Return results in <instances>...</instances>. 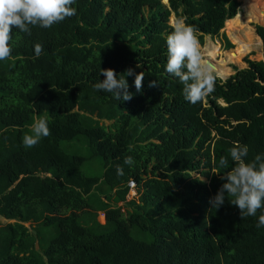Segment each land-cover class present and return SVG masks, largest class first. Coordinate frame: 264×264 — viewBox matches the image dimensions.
I'll list each match as a JSON object with an SVG mask.
<instances>
[{
  "label": "trees",
  "instance_id": "trees-1",
  "mask_svg": "<svg viewBox=\"0 0 264 264\" xmlns=\"http://www.w3.org/2000/svg\"><path fill=\"white\" fill-rule=\"evenodd\" d=\"M167 1L76 0L75 15L50 28H13L11 55L0 61V264H264L256 226L264 209L241 219L227 198L210 204L233 167L230 157L219 166L230 148L264 158V61L247 59L216 77L203 101L188 102L165 70L170 17L186 18L202 45L241 3ZM255 30L262 59L264 26ZM253 51L241 48L230 64L243 67ZM101 68L118 78L143 71L142 91L134 75L125 77L129 101L96 90ZM41 118L50 135L25 148L22 137ZM95 160L101 175L82 168ZM132 184L138 197L127 201ZM97 188L127 210L97 200Z\"/></svg>",
  "mask_w": 264,
  "mask_h": 264
},
{
  "label": "clouds",
  "instance_id": "clouds-1",
  "mask_svg": "<svg viewBox=\"0 0 264 264\" xmlns=\"http://www.w3.org/2000/svg\"><path fill=\"white\" fill-rule=\"evenodd\" d=\"M75 2L76 0H0V61L7 60L11 55L12 49L9 42L12 39L13 28L29 35L31 34L30 26L50 28L65 18L75 15L76 9L72 7ZM169 27L171 32L166 36L165 70L183 85L182 92L185 100L192 104L201 102L214 91L215 69L201 55L196 30L186 23V18L170 19ZM34 52L39 57L42 53V45L35 44ZM136 67L140 65L137 64ZM101 74L104 78L94 84L95 89L114 93L117 100L132 99L133 93L128 90L126 76L134 75L135 89L137 92L142 91L143 71L135 73L134 69L129 68L125 75L118 78L114 69L101 68ZM156 84V81H151L149 86L154 87ZM49 135L47 120L37 119L31 125L30 134L22 137V144L25 148H32ZM248 152L247 145L236 144L229 149L228 156L220 158V167H227L229 157L233 167L220 175V179L224 182L215 196L210 199L212 208L217 209L227 198L232 205L238 207L241 219L256 216L258 210L264 209V158L258 154L248 161L246 160ZM124 163L132 166L133 157L126 156ZM117 172L122 174V169L118 168ZM199 179L203 180V177ZM256 226L264 227V213L259 215Z\"/></svg>",
  "mask_w": 264,
  "mask_h": 264
},
{
  "label": "rangeland",
  "instance_id": "rangeland-1",
  "mask_svg": "<svg viewBox=\"0 0 264 264\" xmlns=\"http://www.w3.org/2000/svg\"><path fill=\"white\" fill-rule=\"evenodd\" d=\"M240 3H241V0H238ZM162 2H164L163 0H162ZM240 9L241 8H239V11H240ZM241 14H242V17H243V19H244V21H243V25L242 26H240V27H237L238 29L236 30V31H234L233 33L232 32H228V30H221L220 31V34H219V36L218 37H216V38H211L210 36H205L204 38H203V44L201 45L200 44V49H201V55H202V51H203V49L204 48H206L207 47V45H208V43H210V42H214L215 44H217V47H218V49H219V51H220V55H219V57H218V59H222L221 61H222V63L224 64V65H227V66H229L230 68H231V70H232V73L230 74V75H232L233 73H234V67H236V68H239V69H241V68H245L246 66H247V63H246V60L248 59V60H255V61H260V60H262V59H259L257 56H256V54H257V52H255V51H253V52H250L249 54H247L243 59H242V62L244 63V66L243 67H241V66H239V65H237V64H230V61H231V58L238 52V51H240L241 49H237L236 48V45H237V43H236V40L237 39H240V38H243L244 37V35H245V33H246V31H247V26L249 25V26H252L253 27V29H254V33L256 34V25H261V26H264V24H259V23H256V22H246L247 21V18H248V10H246V9H241ZM171 17H173V18H175L173 15L171 16ZM171 17H170V19H171ZM169 19V20H170ZM224 26H225V24H224ZM224 28V27H223ZM239 36V37H238ZM256 37H257V39H258V35L256 34ZM234 41H233V40ZM259 40V39H258ZM260 41V40H259ZM227 42L230 44V45H232V48H226V46H227ZM261 44V43H260ZM261 46V47H260ZM260 46H257L256 48H257V50L258 49H261V52H262V45H260ZM234 48H236L237 49V51L236 52H230V51H228L229 49H234ZM217 59V60H218ZM216 75V74H215ZM229 75V76H230ZM229 76H227V77H229ZM216 77H218L217 75H216ZM226 77V78H227ZM219 78V77H218ZM221 79V78H220ZM221 80H225V79H221ZM82 168H83V170H85V171H88L89 173H93V174H98V175H101V173H102V167H101V161L100 160H95V161H93L92 163H85V164H83V166H82ZM192 176L193 177H197V176H199V175H197L196 173H192ZM94 193H95V198L97 199V200H99L100 202H104L105 204H109V205H113V206H117V207H122L123 209V211H126L127 210V207H126V205L124 204V203H115L112 199H111V197L109 196V191H108V189H106V188H97L95 191H94ZM112 194V193H111ZM137 197H138V195H137V190L136 189H131L129 192H128V194H127V196H126V199H127V201H130V200H132V199H137ZM124 213H126V212H124ZM0 220H1V222L2 223H5L6 222V220H4V219H2V218H0ZM97 220H98V222H100V223H104V221H105V216H104V214L102 213V212H99L98 213V217H97ZM26 226H29V223H27L26 224Z\"/></svg>",
  "mask_w": 264,
  "mask_h": 264
},
{
  "label": "bare ground",
  "instance_id": "bare-ground-1",
  "mask_svg": "<svg viewBox=\"0 0 264 264\" xmlns=\"http://www.w3.org/2000/svg\"><path fill=\"white\" fill-rule=\"evenodd\" d=\"M166 3L167 0H163ZM241 9L248 10V18L246 22H256L259 24H264V0H241ZM240 9V11H241ZM230 19L227 20L223 30H228V32H234L243 24V17L241 12ZM173 17H171L172 19ZM239 37V36H238ZM233 40V39H232ZM234 41V40H233ZM237 49H251L257 52L258 58L261 56V49L257 50V46H260V41L257 39L256 34L252 26H247V31L243 38L236 40ZM261 47V46H260ZM220 51L217 47V44L214 42L208 43L207 47L203 49L202 56L207 60L215 69V74L221 78L225 79L232 73V70L229 66L222 63V59H218ZM218 59V60H217Z\"/></svg>",
  "mask_w": 264,
  "mask_h": 264
},
{
  "label": "water",
  "instance_id": "water-1",
  "mask_svg": "<svg viewBox=\"0 0 264 264\" xmlns=\"http://www.w3.org/2000/svg\"><path fill=\"white\" fill-rule=\"evenodd\" d=\"M164 3V2H163ZM168 3V1H166V3L165 4H167ZM262 42V41H261ZM263 56V55H262ZM262 60L264 61V58L262 57ZM226 79V78H225Z\"/></svg>",
  "mask_w": 264,
  "mask_h": 264
},
{
  "label": "built area",
  "instance_id": "built-area-1",
  "mask_svg": "<svg viewBox=\"0 0 264 264\" xmlns=\"http://www.w3.org/2000/svg\"><path fill=\"white\" fill-rule=\"evenodd\" d=\"M131 186H132V187H131L132 189H135V188H134V184H132Z\"/></svg>",
  "mask_w": 264,
  "mask_h": 264
}]
</instances>
